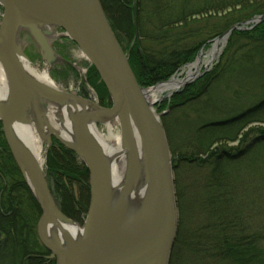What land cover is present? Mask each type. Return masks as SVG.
<instances>
[{"label":"trees","instance_id":"16d2710c","mask_svg":"<svg viewBox=\"0 0 264 264\" xmlns=\"http://www.w3.org/2000/svg\"><path fill=\"white\" fill-rule=\"evenodd\" d=\"M100 2L143 88L180 72L233 25L264 14V0ZM112 8L127 12L126 25L122 18L119 25L113 19ZM120 34L126 36L125 47ZM87 79L107 103V90L93 66ZM228 81L235 84L232 99H250L248 106L230 110L223 100H218L220 107L213 104L212 90ZM154 107L158 113L167 111L161 121L171 152L178 211L169 264H264V129H245L264 123V21L249 30H232L209 71ZM185 111L194 116L173 120L172 114ZM217 114L224 117L217 119ZM1 126L0 264H53L36 236L39 205L8 150ZM234 141L235 146H227ZM47 166L59 208L82 221L89 201L86 167L63 146L50 149ZM73 182L81 192L77 198Z\"/></svg>","mask_w":264,"mask_h":264},{"label":"water","instance_id":"95a60500","mask_svg":"<svg viewBox=\"0 0 264 264\" xmlns=\"http://www.w3.org/2000/svg\"><path fill=\"white\" fill-rule=\"evenodd\" d=\"M0 1L5 11L0 23V65L6 73L9 91L0 122L11 156L41 206L36 233L40 243L49 251V258L55 260L54 264H168L177 231V209L171 153L165 129L153 109L154 103L162 98L148 100L146 91L154 86L143 88L138 84L100 0ZM262 20L264 15L233 25L213 42L216 44L220 39L225 40L234 29L243 30V24L251 22L255 25ZM39 25L60 28L75 43L107 89L112 101L110 107H101L87 98L47 87L27 74L18 60V57L27 60L19 43V32L23 28L30 29L47 64L57 60L51 45L39 31ZM200 52L196 59L200 57ZM200 74L195 73L181 87ZM63 101L70 102L76 110L75 143H66L53 130L45 139L50 143L51 136H54L75 152L86 165L90 180V200L82 237L79 242L64 249L51 242L44 229L47 225L58 228L61 222L70 224L73 221L60 212L45 175L33 159L19 149L13 136L14 127L26 121L25 115L29 109L32 110V120L38 131L42 129V123L47 124L43 105ZM112 119L118 120L120 137L126 146L130 145V127L134 129L142 152L147 183L137 219L129 228L121 231L108 226L110 191L106 159L89 134L92 123H105ZM134 166L131 159L125 190L134 178Z\"/></svg>","mask_w":264,"mask_h":264},{"label":"bare ground","instance_id":"6f19581e","mask_svg":"<svg viewBox=\"0 0 264 264\" xmlns=\"http://www.w3.org/2000/svg\"><path fill=\"white\" fill-rule=\"evenodd\" d=\"M38 27L39 31L43 34L44 38L50 45V40L57 36L55 31H52L48 26L45 27L44 25H39ZM62 35H64L63 31ZM217 45V43L213 45L204 59L200 56L194 64L189 66L183 77H172L171 80L157 84L153 88L147 90L146 93L148 100L154 101L163 98L180 88L184 81L195 74L193 69L199 70L201 63H209L218 55L219 49L217 48ZM18 58L20 65L25 69L27 74L35 79V81L47 87L57 89L55 82L49 77L46 71L38 73L30 66L28 60L22 59L21 57ZM7 82L6 73L0 65V117L7 99L9 98ZM77 107L81 111L80 103L77 104ZM43 109L47 124L45 125L42 123L43 128L41 130L35 132L36 128L32 120L33 113L31 109H29L25 115L26 122L30 119L31 124L29 122L23 123L16 125L13 129V136L17 146L33 159L41 171L44 160L41 156V140L46 138L51 130H53L57 132L66 143L74 144V124L76 114V110L72 104L64 101L59 104L46 102V104L43 105ZM106 125L108 132L107 135L99 130L96 123L91 124L89 134L96 142L97 149L101 151L104 159H106L107 178L110 191L108 226L114 230L121 231L122 229L129 228L137 219L145 198L147 183L144 176L142 152L134 129L130 127V145L126 146L121 137L113 133L109 123H106ZM131 159L134 161L135 165L133 168L134 178L132 179L129 188L125 190L124 186ZM124 191H126L125 194H123ZM61 228H63V230ZM44 231L46 237L51 242L55 245L57 244L61 246L63 249L70 246V244H76L82 237V228H80L75 222L70 224H64L61 222L60 227L58 228H54L52 225H47Z\"/></svg>","mask_w":264,"mask_h":264},{"label":"rangeland","instance_id":"374dc122","mask_svg":"<svg viewBox=\"0 0 264 264\" xmlns=\"http://www.w3.org/2000/svg\"><path fill=\"white\" fill-rule=\"evenodd\" d=\"M110 11H111V15H112L113 19L118 22V25L121 23V21H119V19L121 20V18L123 20L124 25H126V21H127L128 16H127V12H125V10H123L121 8L120 9L119 8H116V9L112 8ZM4 12H5L4 11V7L0 4V23L2 21V17L4 15ZM259 16H262V15H259ZM117 17H118V19H117ZM256 17H258V16H256ZM253 18H255V17H253ZM253 18H251V19H253ZM251 19H249L247 21H250ZM262 21H264V20H262ZM252 25H253V23L249 22L248 24H245V25L243 24L242 27L245 30H249L253 26H255L256 24L253 25V26ZM45 27H47V26H45ZM48 28H50L52 31H55V33L57 35L56 37H54L53 39L50 40V45H51L55 55L57 56V60L55 62L51 63V64H47L45 62V60L43 59L42 54L40 52V49H39L36 41L34 40L35 38L31 34L30 29L29 28H23L19 32V43L21 44V46L23 48L24 54L27 56V60H28V62L30 64V66L38 73H42L43 71H46L48 73L49 77L55 82V85L57 86V89L59 91H61L63 93L70 94V95L87 98V99L91 100L93 103H95V104H97L98 106H101V107H110L111 104H112V101H111V98L109 96L108 91H107L108 102L104 104L103 101L97 96V93L94 90V88H92L89 85V83L87 81L88 80L87 76H88L89 67L91 65L86 60V58L82 55L81 50L75 45V43L70 38L66 37L65 35H62V30L61 29H59L57 27H54V26H48ZM229 35H228V37H229ZM228 37L225 40L224 39H220L217 42V44H218L217 48L219 49V52H218V55L216 57H214L209 63H206V62L205 63H201L200 64L201 67H200V69L198 71L193 69L194 73H196V74L201 73L195 79L200 77L206 71H209L217 63L221 53L223 52V49L225 48V45H226L227 40H228ZM119 38H120V42H121L122 46L125 47L126 44H127L126 36L124 34H120ZM213 45H215V43L212 41L207 48L200 50L201 51L200 52V56H201L202 59H204L206 57L207 53L213 47ZM195 60H197V59L195 58ZM192 63L185 65V67H183L181 69L180 73H175L169 79H167L165 81L158 82V83L167 82V81L171 80L172 77H180V78L183 77L185 75V73H186V70L188 69L189 66L192 65ZM195 79H193L192 81H194ZM99 81H100V78H99ZM158 83H156V84H158ZM156 84L153 85V86H156ZM153 86H150V87H153ZM234 86H235V84H231L230 85L229 81L226 84L215 86V88L212 90V95H211V98L213 99L212 100L213 104H215L217 107H220L222 103H220V101H218V100H223V104L225 103L226 108H229L230 110L236 109L239 106V104L243 105V107L248 106L249 105L248 103L250 102V99L248 100V99L245 98L248 101L243 102L245 100V99H243L239 103L235 102L234 99H232L231 90L233 89ZM150 87H147V88H150ZM183 87L178 88L177 91L171 93V95L169 97L162 98L160 101H156L154 103L153 109H154L155 113H157L159 115L160 121H161V117L167 111H163V112L158 113L156 111L155 107H154L155 104L161 102L164 99L171 98V96L173 94L179 92ZM257 94H258V92L256 91L253 95L256 96ZM186 114H190V113L187 112V111H185L183 113L179 112V114L176 113V115L172 114V117H173V120H180L181 121L182 118H184L183 115H186ZM193 116H194V114H190L189 118H191ZM223 117H224L223 115L220 116V115L217 114V116L215 118L220 119V118H223ZM28 122L31 124V120L30 119H29ZM28 122L24 121L23 123H28ZM95 123L97 124V127L99 128V130L102 131V133H104L105 135L108 134L106 123H109V125L112 128L113 133L117 134L118 136H121V134H120V126H119V123H118L117 119H112V120H110L108 122H105V123H99V122H95ZM161 123H162V121H161ZM32 125H33V123H32ZM162 125H163V123H162ZM178 126L180 127V125H178ZM42 128H43V124H42ZM247 128L254 129V130H256V129H264V123L254 122V123H251V124L247 125V127L245 129H247ZM1 131L3 133L2 126H1ZM35 132H37V131H35ZM165 133H166V131H165ZM3 136H4V134H3ZM166 138H167V134H166ZM4 140H5V138H4ZM41 141H42L41 156L44 159L43 160V165H42V171H43V174L45 175V179H46V181L48 183V187H49V190H50V192H51V194H52V196L54 198V201H55L57 207L59 208L58 201L55 198L54 193L52 192L55 185H54L53 177H51V175L49 173V169H48V166H47V157H48V153H49V151H50V149L52 147H58V146H63L64 148H66V147L64 145H62L54 136H51L50 143H47V140L45 138L42 139ZM167 142H168V139H167ZM236 143H237L236 141L228 142L227 146H235ZM168 145H169V143H168ZM66 149H68V148H66ZM68 150H70V149H68ZM70 151H72V150H70ZM73 153L75 154V152H73ZM75 155L82 162V160L79 158V156L77 154H75ZM83 165L86 167V165L84 163H83ZM171 167H172V164H171ZM86 169H87V167H86ZM87 171H88V169H87ZM172 174H173V167H172ZM23 180H24V178H23ZM25 183H26V181H25ZM73 183H74V185H73V193H74V196L77 198L78 195L81 196V192L78 194L77 187H76L77 183L76 182H73ZM173 183H174V176H173ZM27 186H28L31 194L36 199V201H37V203L39 205L40 211L42 213L41 206H40L39 201L37 200L33 190L31 189V187L28 184H27ZM88 186H89V200H90L89 171H88ZM175 203H176V200H175ZM88 206H89V201H88L87 209L83 213L84 216H83L82 221H77V220H75V219H73L71 217H68L65 213H63L61 211L60 208H59V210L64 216H66L71 221L75 222L80 228H82L83 224H84V221H85V218L87 216ZM176 209H177V207H176ZM177 218H178V211H177ZM36 236H37V233H36ZM37 239H38V237H37ZM38 241H39V239H38ZM39 243H40V241H39ZM41 246H43V245L41 244ZM49 255H50V253H49ZM49 255H48V259L55 263V260L54 259H50Z\"/></svg>","mask_w":264,"mask_h":264}]
</instances>
